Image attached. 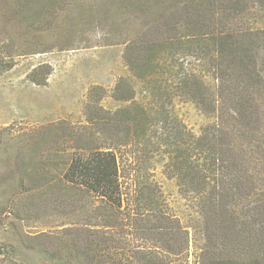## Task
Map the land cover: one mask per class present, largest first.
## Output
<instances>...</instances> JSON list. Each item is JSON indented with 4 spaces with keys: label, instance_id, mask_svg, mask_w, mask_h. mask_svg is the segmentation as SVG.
<instances>
[{
    "label": "trees",
    "instance_id": "1",
    "mask_svg": "<svg viewBox=\"0 0 264 264\" xmlns=\"http://www.w3.org/2000/svg\"><path fill=\"white\" fill-rule=\"evenodd\" d=\"M93 1L126 30L142 19L123 41L119 105L72 130L59 163L42 160L50 146L0 184V264H264V0Z\"/></svg>",
    "mask_w": 264,
    "mask_h": 264
},
{
    "label": "rangeland",
    "instance_id": "2",
    "mask_svg": "<svg viewBox=\"0 0 264 264\" xmlns=\"http://www.w3.org/2000/svg\"><path fill=\"white\" fill-rule=\"evenodd\" d=\"M72 1L53 6L46 0H0V135L4 131L16 151L10 156L0 148V184L12 182L17 162L27 157L35 166L50 146L42 160L50 161L47 166L59 163L57 150L72 130H84L97 107L119 105L112 92L118 79L129 75L123 41L141 28L142 19L126 30L118 8L91 0L92 12L72 13ZM178 110L189 127L200 129L196 110L186 105ZM155 177L170 205H176V183L160 169ZM184 203L177 212L185 217Z\"/></svg>",
    "mask_w": 264,
    "mask_h": 264
}]
</instances>
